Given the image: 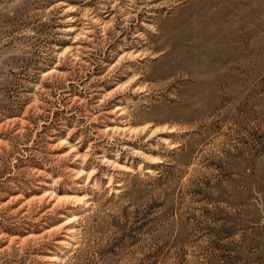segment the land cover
I'll return each instance as SVG.
<instances>
[{
    "label": "rangeland",
    "instance_id": "obj_1",
    "mask_svg": "<svg viewBox=\"0 0 264 264\" xmlns=\"http://www.w3.org/2000/svg\"><path fill=\"white\" fill-rule=\"evenodd\" d=\"M0 264H264V0H0Z\"/></svg>",
    "mask_w": 264,
    "mask_h": 264
}]
</instances>
